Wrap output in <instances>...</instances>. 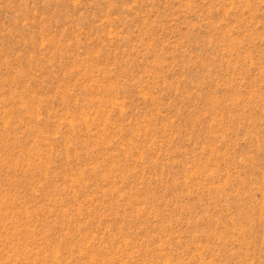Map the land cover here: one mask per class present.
Returning a JSON list of instances; mask_svg holds the SVG:
<instances>
[{
	"label": "rangeland",
	"instance_id": "374dc122",
	"mask_svg": "<svg viewBox=\"0 0 264 264\" xmlns=\"http://www.w3.org/2000/svg\"><path fill=\"white\" fill-rule=\"evenodd\" d=\"M0 264H264V0H0Z\"/></svg>",
	"mask_w": 264,
	"mask_h": 264
}]
</instances>
